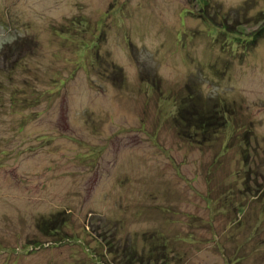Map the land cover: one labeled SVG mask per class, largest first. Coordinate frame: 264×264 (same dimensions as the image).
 <instances>
[{"label":"rangeland","instance_id":"rangeland-1","mask_svg":"<svg viewBox=\"0 0 264 264\" xmlns=\"http://www.w3.org/2000/svg\"><path fill=\"white\" fill-rule=\"evenodd\" d=\"M198 4L0 0V264H103L108 241L109 264L125 246L147 264H264V0L203 8L243 46L215 41ZM190 93L219 131L183 133ZM58 212L61 237L43 233Z\"/></svg>","mask_w":264,"mask_h":264},{"label":"trees","instance_id":"trees-1","mask_svg":"<svg viewBox=\"0 0 264 264\" xmlns=\"http://www.w3.org/2000/svg\"><path fill=\"white\" fill-rule=\"evenodd\" d=\"M199 2L203 3V4H198V5H201V7H202L199 9L198 14L193 12V11H190L189 13H192L193 14L192 17H194V18H197L200 16L201 19L203 20V23L205 24V27L207 29L210 28V31L208 34L211 37H214L215 41L222 42V45H223L224 41L227 39V36H231L232 31H237V30L231 29L226 23L219 24L218 22H216V18H213V19L210 18L211 16L209 15L208 12H206L207 9H203L204 6L206 7L208 5L207 4L208 0H199ZM201 11H205V12H201ZM13 19H14V15H11L9 13V9H6V11L5 10L2 11V13L0 14V26L5 27L9 30V28H10L9 22H11ZM212 20H213V22H216L217 24L213 25ZM238 32H240V31H238ZM240 33H242V32H240ZM263 33H264V25L261 28H259V31H256L254 33V36H253L254 39L262 36ZM232 34H233V39L236 40L235 42L237 43V45L243 46V43H242L243 41L240 40L241 38L238 35L235 36L234 33H232ZM246 43H248V41ZM230 49H232V48H230ZM241 51H245V50H241ZM219 62L221 63V61H219ZM222 65H225L227 67V64H225L224 62H222ZM201 99H202L201 96H199V95L195 96V93H190L186 96L185 107L180 112V115H182L181 116L182 118L180 120L182 121V123H183L182 126L184 127L183 133H185V129H187L186 130L187 131L186 136L187 135L191 136L192 130L193 131L195 130V134H198L200 132V130L202 132L210 131L211 133H216L217 131H219L218 128L224 124V121H222L224 114L223 115L220 114L219 109L216 108L217 107L216 104H213L212 106L209 104L207 106H203V105H200L198 103V101ZM191 125H193L196 128H192ZM66 224H67L66 216H64V214L60 213V212L53 214L49 217H43L38 221V227L40 228V230H42L43 233L50 235V236H56V237H61L60 234L62 235L63 227ZM61 242H64L67 244V243H70L73 241L71 239V236H68V237L62 238V239L55 238L54 242H52V243H61ZM105 243L110 248H109V252L106 251V253L104 255V259H105L104 262L105 263L103 262V264H109L108 263V254L109 253L114 254L115 252H114L113 248L111 247L109 241L105 242ZM34 246H35L34 249L36 250L39 247H41L42 244L36 243ZM124 248L125 249H122L123 252L120 254H123L124 257L127 256L128 259H126L123 264H135L136 260H138V262H139L138 264H147V262H144V258L142 256H139L138 252L132 250L131 248H128L127 246H125ZM118 252H121V250L119 249ZM151 254H152V252H151ZM92 255L94 256V254H92ZM95 257L96 256H94V258Z\"/></svg>","mask_w":264,"mask_h":264}]
</instances>
